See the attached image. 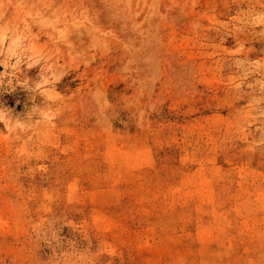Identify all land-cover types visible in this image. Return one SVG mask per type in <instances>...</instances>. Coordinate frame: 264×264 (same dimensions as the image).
I'll list each match as a JSON object with an SVG mask.
<instances>
[{
	"label": "rangeland",
	"instance_id": "374dc122",
	"mask_svg": "<svg viewBox=\"0 0 264 264\" xmlns=\"http://www.w3.org/2000/svg\"><path fill=\"white\" fill-rule=\"evenodd\" d=\"M0 264H264V0H0Z\"/></svg>",
	"mask_w": 264,
	"mask_h": 264
}]
</instances>
